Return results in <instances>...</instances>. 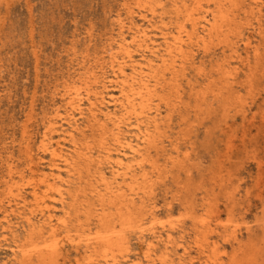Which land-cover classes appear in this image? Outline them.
Segmentation results:
<instances>
[{
    "label": "bare ground",
    "instance_id": "6f19581e",
    "mask_svg": "<svg viewBox=\"0 0 264 264\" xmlns=\"http://www.w3.org/2000/svg\"><path fill=\"white\" fill-rule=\"evenodd\" d=\"M263 17L264 0H122L18 158L16 140L0 146V264H256L264 198L248 222L221 219L235 193L199 195L188 113L245 114Z\"/></svg>",
    "mask_w": 264,
    "mask_h": 264
},
{
    "label": "rangeland",
    "instance_id": "374dc122",
    "mask_svg": "<svg viewBox=\"0 0 264 264\" xmlns=\"http://www.w3.org/2000/svg\"><path fill=\"white\" fill-rule=\"evenodd\" d=\"M121 1L0 0V146L16 140L14 157L20 154L23 129L31 130L47 107L56 78L72 64L73 52L80 55L103 44ZM262 26L263 35L258 39L263 54L258 63L253 62L256 69L252 89L243 86L239 92L250 100L245 114L232 110L235 116L226 119L222 111L203 118L201 112L188 113L189 121L196 124L192 157L198 164L191 175L198 185L197 192L202 195L206 190L217 201L213 207L235 193L234 203L238 204L231 213L220 207L221 219L251 222L256 213L261 214L257 210L264 198ZM3 154L9 155L10 149ZM168 187L175 191L177 185L172 180ZM180 210L181 205L173 202V214L178 216ZM202 213L204 210L197 209L196 214ZM217 217L215 213L211 215L212 220ZM225 244L220 243L221 247ZM259 245L256 264H264V243L259 241Z\"/></svg>",
    "mask_w": 264,
    "mask_h": 264
}]
</instances>
